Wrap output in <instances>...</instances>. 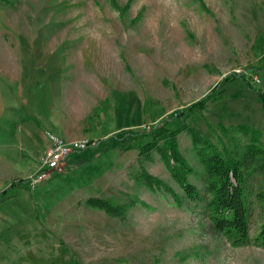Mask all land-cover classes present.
Returning a JSON list of instances; mask_svg holds the SVG:
<instances>
[{"label":"rangeland","instance_id":"obj_1","mask_svg":"<svg viewBox=\"0 0 264 264\" xmlns=\"http://www.w3.org/2000/svg\"><path fill=\"white\" fill-rule=\"evenodd\" d=\"M213 88L218 100L186 110ZM259 91L264 0H0V101L5 116L20 114L40 130L36 148L24 149L15 169L24 178L38 158L36 172H45L34 184L12 176L22 183L0 195V264H264L256 238L264 171L244 169L249 239L232 245L210 225L204 170L184 129L239 155L250 138L244 126L264 146ZM161 117L169 130L184 127L177 150L192 169L187 179L199 201L186 199L172 179L161 140L139 157L151 140L144 132ZM2 120L0 154L17 157L13 129ZM52 120L93 142L70 152L62 172L41 159L46 131L59 134ZM141 168L181 203L136 178ZM91 197L121 204L122 214L90 207Z\"/></svg>","mask_w":264,"mask_h":264},{"label":"trees","instance_id":"obj_2","mask_svg":"<svg viewBox=\"0 0 264 264\" xmlns=\"http://www.w3.org/2000/svg\"><path fill=\"white\" fill-rule=\"evenodd\" d=\"M219 95L220 90L213 88L203 97L189 104L186 110L193 112L202 109L207 101L218 100ZM258 96L264 106V92L259 91ZM166 120L165 117L159 118L147 132H144V135L150 136L151 140L141 145L138 151L139 157L141 158L142 155L159 146L161 140V157L172 179L179 185L186 199L199 201L202 199L200 190L187 179V175L192 169L177 150L176 134L184 127L169 130L165 127ZM242 128L244 133L249 132L250 138L239 155L236 150H230L225 146L219 147L192 127L184 128L190 135L192 148L204 170V192L206 195L204 210L210 225L232 245H243L249 239L248 212L244 197V169L252 165L257 170L264 171V146L258 140L257 132L244 126ZM247 130L248 132H246ZM130 133L132 132H126L121 137L123 144L125 140H128L126 135ZM87 144H93V142L87 140ZM135 176L149 189L161 188L171 195L176 204L181 203V197L167 183L150 175L144 168H141ZM20 183H22L20 178L11 181L7 188L0 191V195H3L7 189L19 187ZM86 203L94 209L105 210L113 216L122 214L123 211L121 204L112 203L109 198L91 197L86 199ZM256 238L259 244L264 246V222L261 224ZM75 264L81 263L75 262Z\"/></svg>","mask_w":264,"mask_h":264},{"label":"crops","instance_id":"obj_3","mask_svg":"<svg viewBox=\"0 0 264 264\" xmlns=\"http://www.w3.org/2000/svg\"><path fill=\"white\" fill-rule=\"evenodd\" d=\"M6 107L7 106L0 101V122L4 117L3 120L7 119L9 121V125H11V129H13V136H14V144L13 145H14V149L17 151V157L16 156L12 157L11 155L8 156V153H6V152H3L2 154H0V163H2L5 167V171L0 172V173H2L4 175L6 173V171L10 172V174H8V175H5V176L2 175V177L0 179H11L12 176L22 177L21 176L22 172L18 169L16 170L15 167L17 165V162L22 158V151L24 149L31 151L32 148H34V149L36 148L37 144L34 140V134H36L37 132L40 131L38 126L35 123H33L32 121L23 123L20 114L8 113V115L5 116ZM3 120H2V122H3ZM49 123L57 131V133H59V134H56L59 137H62V138L71 137L69 139H74V138L77 139V136L63 131V126L65 125V123H63V122L58 123V122H54L53 120L49 121ZM46 133H48V131H46ZM45 138H47V137H45ZM33 141H34V143H33ZM42 146H43L42 148L44 149L43 150L44 154L42 157H44L45 152L49 146V141L46 140V142H44V144ZM41 159H42V164H43V158H41ZM33 160H35V158H33ZM35 161L37 162L35 170L30 171L24 178L22 177L23 179H28L27 177L32 175L34 172H36L40 168V165H39L40 160L37 158ZM69 162H70V160H68L67 163H69ZM50 173H52V172L51 171L48 172V174H50ZM11 180H14V179H11ZM3 181L4 182L0 183V185H2V187L0 188V191L2 189H4L5 187H8V185L10 183V181L9 182H5V180H3Z\"/></svg>","mask_w":264,"mask_h":264},{"label":"built area","instance_id":"obj_4","mask_svg":"<svg viewBox=\"0 0 264 264\" xmlns=\"http://www.w3.org/2000/svg\"><path fill=\"white\" fill-rule=\"evenodd\" d=\"M49 146L43 157L44 167L55 172H62L64 170L65 158L70 152L84 149L87 147V140L71 139L65 140L62 137L47 133ZM45 175L44 173L35 172L30 175V182L34 184L38 179Z\"/></svg>","mask_w":264,"mask_h":264}]
</instances>
